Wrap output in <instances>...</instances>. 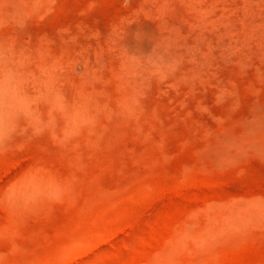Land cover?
<instances>
[{
	"label": "rangeland",
	"instance_id": "rangeland-1",
	"mask_svg": "<svg viewBox=\"0 0 264 264\" xmlns=\"http://www.w3.org/2000/svg\"><path fill=\"white\" fill-rule=\"evenodd\" d=\"M0 264H264V0H0Z\"/></svg>",
	"mask_w": 264,
	"mask_h": 264
}]
</instances>
